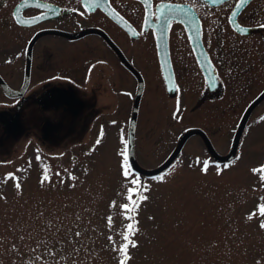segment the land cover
Returning a JSON list of instances; mask_svg holds the SVG:
<instances>
[{
	"label": "rangeland",
	"instance_id": "obj_1",
	"mask_svg": "<svg viewBox=\"0 0 264 264\" xmlns=\"http://www.w3.org/2000/svg\"><path fill=\"white\" fill-rule=\"evenodd\" d=\"M254 3L255 21L264 22L258 12L260 0ZM228 9L220 8L218 20L217 9L205 13L203 18L207 31L203 34L205 50L212 65L218 66L225 86V96L220 100L206 101L191 110L202 89V78L187 47L181 54L176 52L182 58L185 73L174 98L166 94L153 58V76L145 80L134 136V155L140 168L151 170L164 162L182 133L194 127H204L215 152L226 153L231 149L233 135L230 122L236 116V126L249 104L264 90V52L258 54L259 61L254 64L246 63L243 57L240 61L233 57L231 44L237 40L238 52L246 54L244 43L251 39L230 31L226 23ZM244 12L246 9L240 16L242 23L246 22ZM10 19L0 25L2 44L4 30L11 29L13 35L18 32L17 37L26 34L28 40L39 27L38 24L30 29L20 28ZM179 33L180 30L172 31L173 45L180 46ZM113 36L133 60L135 49L143 40L131 44L126 35ZM223 39L227 45L218 52L214 47ZM261 39L264 41V33ZM95 41H86L95 45L89 54L91 59L103 57L112 62L105 56L101 42ZM79 43L84 41L76 42ZM68 46L71 47L69 43ZM81 48L74 51L77 59L88 57L82 56ZM3 50L0 49V75L7 79L10 71L20 69V63L12 64L19 53L13 51L3 56ZM38 79H32L29 86ZM131 88V81L124 76L123 90ZM84 94L78 97L77 120H81L84 109L91 115L90 103L95 109L91 120L118 106L110 123L98 129L92 124L89 129L88 123L72 127L69 110L66 113L65 104L57 101L53 107L51 102L39 105L37 124L38 120L33 119L36 109L30 115L36 99H8L0 93V111L12 105L21 112L20 123L29 121L35 125L20 136L7 137L0 125V264H118L120 256L114 249L123 244L121 233L129 223L135 225L130 239L137 246L129 245L126 264H256L258 260L264 264V230L258 226L264 217L257 211L258 205H264V174L259 176V172L253 171L261 169L264 163V98L247 115L244 137L241 136L235 150L242 157L232 166L229 159L215 161L207 155L201 137L194 134L162 173L144 176L132 172L146 187L142 194L147 199L139 202L133 219L128 220L121 205L128 203L127 189L133 185L122 175V164L133 98ZM229 107H236L237 114L222 111ZM60 112L61 121L43 138L42 122H54ZM96 138L99 143L90 146H98L97 150L89 148L88 157L87 141ZM202 160L208 162L207 172L202 171ZM213 168H226L227 173L217 175ZM45 170L49 179L42 183ZM253 212L257 215L249 220L247 217Z\"/></svg>",
	"mask_w": 264,
	"mask_h": 264
},
{
	"label": "flooded vegetation",
	"instance_id": "obj_2",
	"mask_svg": "<svg viewBox=\"0 0 264 264\" xmlns=\"http://www.w3.org/2000/svg\"><path fill=\"white\" fill-rule=\"evenodd\" d=\"M19 1L20 0H0V19H3L0 25L4 24L5 22L7 23L9 17H11L10 20L12 22L18 25L13 18V12L16 4ZM163 1L181 3L187 8L189 7L193 10L201 25V43L204 47H206L207 45H205L203 38L204 32H207L206 25L203 21L204 14L211 10L217 9L218 13L215 15V19L218 20L220 8H222L223 6H225L226 8L229 7L226 14V23L228 24L229 12L237 0H230L227 4L222 3V5L216 7H209L202 0H151V12L153 14V20H155L156 16V4ZM254 1L255 0H250L243 7L244 9H242L236 16L237 23L248 28L247 34L241 36L246 39H251L249 40V42L244 43L246 54L244 52L242 53L241 51L238 52L240 43L237 42V40H235V42H233L230 47L233 57H235L239 61L241 60V57H243L246 63L251 64H254V61H259L258 54L264 52V41L261 39L264 33V27H262V25H264V22H261V20H259V22L255 21L257 11ZM104 6L107 8L111 6L117 13L123 16L133 27V31L136 32V35L133 37L130 36L127 31L123 30L117 23H115V21H113L106 13V8ZM245 9L246 12H244V20H246V22L242 23L240 16ZM144 10L145 5L142 3V0H108L107 3H104L102 0L99 7L95 8H86L85 6L83 7V5L81 4V0H39L38 7L36 5L24 7L19 12L21 16H39L40 19L39 22L34 25L18 26L20 28L23 27L24 29H30L31 27H35L39 24V27L36 28L33 33L30 32L31 35L28 40L26 34H21V36L17 37L18 32H15V35H13L11 34V29L4 30L5 42L4 44H2L3 40L1 41L0 39V49H5L3 50V56L13 51L18 52L19 55L15 58L12 64L20 63V69L10 71L7 79H4L1 75L0 78L9 89L13 90V92H18L23 87L25 79L27 77V87L20 96H15L7 92L3 85L0 84V93L2 94V96L8 99H21L25 97L36 99L33 108L30 110V115H33V110L36 109L33 115V119L35 118L36 120H38L37 124H39V105L41 103L51 102L50 105L53 107L55 106L54 102L58 101L65 104L66 108H63V110H66V113L69 110V114L72 117V122H70V125L72 127L85 126L87 123L89 124V129L90 126L92 127V125L94 126V129L104 127V125L106 126L108 123H110L112 119L111 117L118 111V106H116L115 110H113L112 112L101 114V116L97 118L95 116V118L91 120L90 117L92 116V113L95 111V109L90 103V109L92 110L91 115L88 109H84L82 111L83 116L81 120H77V109L80 104L77 102L79 99L78 97H80V94L82 92H84V96L86 95L87 97H89L91 94V96L98 95L102 98L114 97L116 99L121 97L123 99L128 97L130 99H134L139 89V78H141L143 84L142 94L145 90V80L148 81L149 79H152L153 58L157 63L158 74L160 75L164 90L166 88L161 76L162 73L158 63V50L156 53V34L151 26H149L147 30H145ZM258 12L259 17L264 18V0H260ZM229 28L231 29L230 26ZM48 30L52 31L46 32ZM88 30L91 31L83 36H70L72 34H78L82 31ZM175 30L176 32L180 30V33L177 36L180 40V46L173 45V41L170 37L172 31ZM94 31L105 33L107 39H109L115 46H113L104 36L100 35V33ZM215 31L216 34H219L220 32L218 27H215ZM230 31L233 30L231 29ZM38 32L42 33L39 34V36L31 45L30 64L29 70L27 72V61L29 56L28 44L32 36ZM233 33L235 34L234 31ZM113 34L121 35V37L123 35H126L131 44L138 39L143 40V43H141L140 47H136L137 50L135 49V58H133V60L128 58L129 55L127 56L123 52L121 46L117 42L118 38L113 36ZM259 36H261V38ZM258 37L260 43L257 42ZM12 38L13 41H11ZM91 39L96 40L95 42H101L105 51V56H108V58L110 57L112 62L110 61V59L106 58V60L103 57L91 59V56H89V54L90 51H92V49L95 47V45L86 43L87 40ZM80 40H83L84 43L76 44V42ZM224 40L226 41V39H223L221 40V42H218L217 47H214L218 52L221 51V49L225 47V45H227L226 43H224ZM68 43L71 45V47L68 46ZM166 43L175 86L174 95L169 96V98H174L178 93L180 81L184 77L185 73V66L182 58L176 52H179L181 54L182 50L187 47L190 50L192 57L193 53L189 45L186 30L184 26L178 21H170L167 30ZM80 46H83V48H81L84 52L82 56H88L85 59H77L73 55L75 49L77 47L80 48ZM98 51L103 52L101 50ZM132 52L134 53V50H132ZM83 60L85 61L83 62ZM262 61L263 60L261 59V63ZM212 66L217 75V83L214 88L209 86V84L206 82V79L204 81L201 72L196 65L197 70L202 78V89L198 94L195 104L191 107V110L200 108L206 101L212 102L213 100H220L221 98H223V96H225V86L220 79V70L218 66ZM60 67L63 68L60 69ZM158 74H156V77H158ZM124 76L132 83V88L130 91L123 90ZM34 78L39 79L37 80V83L31 87L29 85ZM8 79L10 80V82H8ZM76 80L81 81V83L77 82ZM34 86L35 88H33ZM92 88L95 91H93ZM84 89H86L87 92H85ZM98 90L101 91L98 92ZM11 106L12 105H9L0 111V125L3 126V130L5 131L4 136H20L26 128L35 127V125L33 127V123H30L29 121L26 123H20L21 112L13 109ZM88 106L89 105H87V107ZM235 108L236 107H229L227 109H223L222 111H227L228 114L235 115L237 114ZM131 112L132 105L128 111V113H130L129 121L131 119ZM240 112H238V114ZM242 117L243 116L241 115L238 123L236 124L237 127L239 126V122ZM61 119L62 114L60 112L59 119H57L56 117V120L54 122L53 120H50V122L44 120L41 126L43 127L45 123H49L51 132L52 126L61 121ZM236 121L237 117L235 116L234 121L230 122V125L232 126V128H230V132L232 133L233 131L231 145L237 130V127L235 126ZM129 123L130 122H128V124ZM199 128H201L203 131L205 130L204 127ZM243 132L244 131L242 130L239 136L238 145L240 143L241 136L242 138L244 137ZM128 133L129 125L127 128V144ZM93 142L94 144H96L97 138L93 139L91 142L87 141V145L85 148L86 153L88 152L89 148L92 150H97L98 146H94V148L93 146H90V144H92ZM202 142L204 143L203 140ZM134 145L135 141L133 137V148ZM211 145L213 144L211 143ZM204 148L207 155H210L213 160H221L216 156L210 154V151L205 146V143ZM229 150L230 149H228V151ZM228 151L226 153L218 152V154L225 155L228 153ZM87 155L88 157H90V153H87ZM240 156V153L238 154V156L236 155V153H234V155L227 162L231 163L232 166L234 162L240 159ZM241 161L243 162V160ZM243 163L245 164V162ZM248 169L250 170V173L252 171L251 167H248ZM213 171L217 175H222V173L226 171V168H213ZM258 172L259 176L262 173L264 174V163L261 166V169L259 167L256 168L255 174H257Z\"/></svg>",
	"mask_w": 264,
	"mask_h": 264
},
{
	"label": "water",
	"instance_id": "obj_3",
	"mask_svg": "<svg viewBox=\"0 0 264 264\" xmlns=\"http://www.w3.org/2000/svg\"><path fill=\"white\" fill-rule=\"evenodd\" d=\"M204 1L206 4L210 5V6H216L226 0H202ZM249 1V0H248ZM160 3H163L165 5H168L170 8H171V11L170 13L167 14V18L169 19V21L171 20H178V21H181V23H183V25L185 26L186 28V32H187V35H188V38H189V41H190V44H191V47L193 49V52L195 54V57H196V60L198 62V65H199V68L201 69L204 77L206 78V80H210V81H215V78H216V73L215 71L212 69L211 67V64H210V61L207 57V54L206 52L204 51L203 49V46L201 45V42H200V39H199V32L198 30L200 29V26L198 27H195V26H191L189 25V22L188 20H186L184 17L181 16L180 13L182 12H177L175 10V6L176 5H180L181 4H177V3H169V2H160ZM237 3V2H236ZM235 3V4H236ZM158 4V3H157ZM156 4V6H157ZM31 5L29 1H21L18 6H17V11H16V14L17 12L19 13L20 10L26 6H29ZM35 5V4H34ZM84 5V4H83ZM245 5V4H244ZM85 6V5H84ZM105 7V6H104ZM106 8V13L108 14V16L113 19L117 24H119L121 27H123L130 36H132L130 34V32L133 31V28L129 25V23L122 17L120 16L114 9H112L111 7L110 8ZM240 10V9H239ZM239 10H237L235 8V5L233 7V9L231 10V13H230V20H231V25L233 27H235L236 29H238L239 31L241 32H244L245 30L243 28H241L240 26H238L236 23H234V18L232 16V12L235 11L236 14L239 12ZM155 12H156V15H158L159 13L156 11V7H155ZM15 14V11H14V16H15V19L17 21V19H19L20 21H35L37 22L39 19L37 18H24V17H19V15H16ZM33 22V23H35ZM20 24H24V25H30L32 23H20ZM151 27H153V29L155 30V34H156V45H157V50H158V59H159V64H160V69H161V73H162V77H163V81H164V84L166 86V89L168 91V93L170 95L173 94V91H174V82H173V77H172V72H171V67H170V64H169V58H168V54H167V44H166V40H165V35H166V31L162 34L161 33V26L158 22L156 23H151L150 24ZM193 27H195V34L193 32ZM50 31V30H49ZM52 31V30H51ZM91 30H88V31H83L81 33H78V34H72L73 36H83L87 33H89ZM94 32H97V31H94ZM42 32H39L37 34H35V36L31 39V41L29 42V46H28V52H29V57H30V50H31V45L34 41V39ZM97 33H100V35L104 36L106 39H107V36L105 33L103 32H97ZM162 34V35H161ZM133 37V36H132ZM198 37V38H197ZM164 40H163V39ZM109 40V39H107ZM109 42L115 46L110 40ZM206 54V55H205ZM28 57V62H27V72L29 70V63H30V58ZM162 65H163V68H162ZM26 80L27 77H26ZM25 80V83L23 85V87L18 91V92H15L13 94L15 95H19L23 92V90L25 89L26 85H27V81ZM0 83L3 84L4 88L5 89H8L6 87V85L3 83V81L0 79ZM142 81H141V78H139V89L137 91V94H136V97H135V100H134V103H133V109H132V116H131V122H130V127H129V160H130V163H131V166L132 168L140 173V174H143V175H153V174H157L159 173L160 171H162L163 169H165L170 163L171 161L174 159L175 155L177 154V152L180 150L181 146L183 145V143L186 141V139L188 137H190L191 135H194V134H197L199 135L203 141L205 142V144L210 148L211 152L214 154V156H216L218 159H228L230 157L233 156L234 152H235V148H236V145H237V141H238V137L241 133V130L244 126V123L246 121V118H247V115L249 114V111L250 109L261 99L264 97V90L249 104L247 110L245 111L244 113V116L240 122V125L238 127V130L235 134V138H234V141H233V144H232V148H231V151L229 152V154H227L226 156H220L218 154H216V152L213 150L210 142H209V139L207 138L206 134L200 130V129H197V128H194V129H191L189 131H187L181 138L179 144L177 145V147L175 148V150L172 152V154L169 156V158L164 162L162 163L160 166H158L157 168L155 169H151V170H145V169H142L140 168L134 161V157H133V152H132V140H133V132H134V127H135V121H136V116H137V110H138V104H139V99H140V95H141V91H142ZM8 92L9 89L7 90ZM49 124L48 123H45L43 125V129H44V136H47L48 135V132H49Z\"/></svg>",
	"mask_w": 264,
	"mask_h": 264
},
{
	"label": "snow or ice",
	"instance_id": "obj_4",
	"mask_svg": "<svg viewBox=\"0 0 264 264\" xmlns=\"http://www.w3.org/2000/svg\"><path fill=\"white\" fill-rule=\"evenodd\" d=\"M102 0H82V3L86 6V8H95L99 7L100 3ZM104 3H107L108 0H103ZM248 0H237V3L235 4V8L237 10L241 9L244 4H246ZM142 3L145 5V10H144V28L147 30V28L150 26L151 23H156L158 22L161 26V33L163 34L165 31L168 30V26L170 24L169 19L167 18V14L170 13L171 8L168 5H165L163 3H158L156 6V11L159 13L158 15L155 16V20H153V14L151 12V0H142ZM175 10L177 12H184V9L180 5L175 6ZM191 9H189L190 11ZM185 15L187 13H184ZM232 16H236V12H232ZM35 21H20L17 19V23H33ZM195 23V22H194ZM264 27V25H262ZM193 32L195 34L196 30L195 27H193ZM132 36L136 35V32L132 31L130 32ZM198 38V37H197ZM206 55V54H205ZM163 68V65H162ZM214 84L213 81H209V86H212ZM179 111V104L177 105V112ZM176 113H174V116ZM99 143V140L97 141ZM204 167L202 171L207 172V169L209 167L207 161L202 162ZM227 167V165H225ZM253 171H256L255 169ZM122 175L126 180L129 181L133 187H129L127 189V196L126 199L128 201L127 204H122L121 205V211L123 213H127L125 216V219L132 220L133 216L132 213L139 207V202L142 200L147 199L146 196L142 194L143 191H146V187L142 184V182L139 180V178L135 177L134 174L132 173L131 169L127 167V156L125 155L124 163L122 164ZM131 177V179H129ZM264 179V176L261 177ZM49 179V176L47 174V170H45L43 180L41 181L42 183L46 180ZM154 179H160L163 180L164 177H156ZM17 188H19V185H16ZM136 197V199H133V197ZM114 206V205H113ZM257 211L259 213V216L264 217V205H258L257 206ZM257 213L253 212L250 213L249 216L247 217L249 220H252L254 216H256ZM109 223H111V217H109ZM259 228L261 230H264V219L259 221L258 224ZM135 232V225L133 223H129L128 225L125 226V230L121 233L123 244L119 245L117 248L114 250L119 253L120 259L118 261V264H126L127 260L129 259L128 257V248L129 245L132 247H136L137 245L131 241L130 237L134 235ZM79 235V233H77ZM111 240V237H109ZM115 243V242H114ZM256 264H261V261H257Z\"/></svg>",
	"mask_w": 264,
	"mask_h": 264
},
{
	"label": "bare ground",
	"instance_id": "obj_5",
	"mask_svg": "<svg viewBox=\"0 0 264 264\" xmlns=\"http://www.w3.org/2000/svg\"><path fill=\"white\" fill-rule=\"evenodd\" d=\"M181 7L184 9V12H182V13H180L181 14V16L182 17H184L186 20H188V22H189V25H191V26H195V27H198V26H200V30H201V25H200V22H199V20L197 19V21L195 22V20H194V18H193V16H192V14L194 15V13L193 12H191V11H189V8H187L186 6H184V5H181ZM244 9V8H243ZM184 13H187L186 15L184 14ZM197 18V17H196ZM195 22V23H194ZM200 30H198V32H199V39H200ZM162 35V34H161ZM163 39V38H162ZM167 39V31H166V35H165V40ZM164 40V39H163ZM201 45H202V43H201ZM203 46V45H202ZM204 49V48H203ZM204 51L206 52V50L204 49ZM206 54H207V52H206ZM207 57H208V59H209V56H208V54H207ZM209 61H210V59H209ZM210 64H211V61H210ZM211 67H212V69L214 70V68H213V66H212V64H211ZM206 79V78H205ZM216 79V78H215ZM209 81L210 80H206V82L209 84ZM212 87V86H211ZM257 105V104H256ZM255 105V106H256Z\"/></svg>",
	"mask_w": 264,
	"mask_h": 264
}]
</instances>
